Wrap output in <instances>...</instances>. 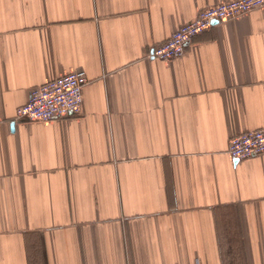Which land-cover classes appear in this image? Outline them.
<instances>
[{"label": "crops", "instance_id": "1", "mask_svg": "<svg viewBox=\"0 0 264 264\" xmlns=\"http://www.w3.org/2000/svg\"><path fill=\"white\" fill-rule=\"evenodd\" d=\"M231 0H0V264H264V8L150 59ZM84 71V112L17 120Z\"/></svg>", "mask_w": 264, "mask_h": 264}, {"label": "built area", "instance_id": "2", "mask_svg": "<svg viewBox=\"0 0 264 264\" xmlns=\"http://www.w3.org/2000/svg\"><path fill=\"white\" fill-rule=\"evenodd\" d=\"M264 8V0H231L209 6L196 18L181 26L173 36L154 48L150 59L172 61L182 58L196 38L208 32L215 23H225ZM89 84L84 71H77L34 88L29 102L17 111V120L49 123L84 112V90ZM228 153L233 160L243 161L264 155V130L235 136Z\"/></svg>", "mask_w": 264, "mask_h": 264}]
</instances>
